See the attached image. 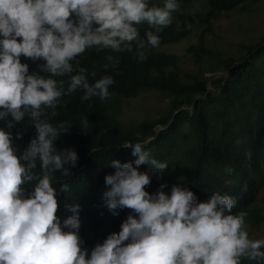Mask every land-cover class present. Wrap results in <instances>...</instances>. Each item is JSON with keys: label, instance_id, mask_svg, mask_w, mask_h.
<instances>
[{"label": "clouds", "instance_id": "clouds-1", "mask_svg": "<svg viewBox=\"0 0 264 264\" xmlns=\"http://www.w3.org/2000/svg\"><path fill=\"white\" fill-rule=\"evenodd\" d=\"M178 9L177 0L162 6L149 0H0V264H264V239L249 238L247 213H233L235 197L214 193L199 201L180 185L170 194L167 185L146 191L149 170L162 173L168 165L152 158L142 142L127 144L138 157L134 162L111 161L116 171L105 177L106 207L114 215L130 210L118 233L89 255L79 236V205H68L72 215L61 221L59 197L68 186L55 188L52 177L70 176L79 157L55 144L69 132L68 122L51 120L62 97L80 90L82 101L107 102L115 83L110 75L90 82L96 72L73 62L88 49L135 50L136 59L146 61L147 49L160 46V33ZM140 25L149 29L143 37ZM22 59L42 63L30 72ZM106 60L105 71L120 62L112 55ZM26 119L35 135L21 151L14 141L23 139L24 130L13 135L5 129ZM82 124L86 128L87 119ZM141 165L150 167L141 172Z\"/></svg>", "mask_w": 264, "mask_h": 264}, {"label": "trees", "instance_id": "trees-1", "mask_svg": "<svg viewBox=\"0 0 264 264\" xmlns=\"http://www.w3.org/2000/svg\"><path fill=\"white\" fill-rule=\"evenodd\" d=\"M188 1L191 0H177V3ZM247 1L207 0L204 12L173 15V24L160 33V46L193 33L195 24L204 25L196 42L186 50L196 66L190 72L181 69L178 56L160 50V46L148 48L144 62L136 59L135 50L112 53L95 49L86 50L73 62L76 68L96 72L95 78L89 76L90 82L104 75L112 76L115 81L107 102L98 97L82 101L80 90L62 97L51 120L53 124L68 122L69 132L61 134L55 144L57 148L74 149L79 157L70 176L57 172L52 177L55 188L68 186L59 197V215L63 221L72 215L67 206L79 205V236L89 255L109 234L118 233L130 214L128 209H117L114 215L106 207L103 196L108 190L105 177L116 171L110 166L111 161L123 164L138 158L132 155L131 148H126L128 143L142 142L152 158L168 165L162 173L154 168L149 170L152 182L145 190L150 194L156 193L161 185H167L164 191L169 194L173 185L187 187L199 201L214 193L227 194L237 200L233 213H247L246 223L259 227L264 222L261 208L253 206L264 185V44L249 47V56L221 59L215 53L211 56L212 49L205 38L213 31L211 18ZM176 21L180 22V30L176 28ZM138 27L141 37L149 30L147 25ZM108 55L120 62L116 68L110 66L105 71L103 65L109 63ZM22 62L29 64L30 72L37 71L38 64L42 63L24 59ZM206 63L216 67L206 69ZM219 70H224L222 76L216 74ZM206 72L212 75L203 77ZM149 90L170 96L168 106L155 118L124 126L116 116L115 107L120 105V100ZM85 119L86 128L82 124ZM4 126L5 122L0 121V127ZM5 130L12 131L13 135L24 130L23 139L14 141L21 151L35 135L27 119L14 129ZM149 167L141 165L139 171ZM229 167L234 170L231 175L225 171ZM242 264L256 262L243 260Z\"/></svg>", "mask_w": 264, "mask_h": 264}, {"label": "rangeland", "instance_id": "rangeland-1", "mask_svg": "<svg viewBox=\"0 0 264 264\" xmlns=\"http://www.w3.org/2000/svg\"><path fill=\"white\" fill-rule=\"evenodd\" d=\"M150 6H162L164 0H149ZM207 9V0H191L179 4V9L173 15L179 13L195 14L204 12ZM213 31L205 35L208 46L212 49L211 56L215 55L221 59L232 56L238 59L241 55L248 53L249 47H260L264 44V0H249L238 7L224 12L217 17L211 18ZM203 24L192 26L193 33L188 34L174 43L163 44L160 50L173 53L178 56V64L185 72L195 70L190 54L186 52L187 47L195 43L197 35L201 31ZM255 48V49H256ZM264 58V56H262ZM206 69H210L212 64H205ZM224 70H219L216 74L223 75ZM212 75L210 72L203 74V77ZM211 89V88H209ZM170 96L156 90L142 91L136 97L120 100V105L115 107L117 118L124 126H130L143 119H151L159 116L168 106ZM213 111L209 112L212 116ZM256 208H261L264 214V185L261 187L256 201L253 204ZM249 238L264 239V222L259 227H252L246 223Z\"/></svg>", "mask_w": 264, "mask_h": 264}, {"label": "water", "instance_id": "water-1", "mask_svg": "<svg viewBox=\"0 0 264 264\" xmlns=\"http://www.w3.org/2000/svg\"><path fill=\"white\" fill-rule=\"evenodd\" d=\"M195 105V104H194ZM194 105L192 106V108H194Z\"/></svg>", "mask_w": 264, "mask_h": 264}, {"label": "bare ground", "instance_id": "bare-ground-1", "mask_svg": "<svg viewBox=\"0 0 264 264\" xmlns=\"http://www.w3.org/2000/svg\"><path fill=\"white\" fill-rule=\"evenodd\" d=\"M184 109V108H183Z\"/></svg>", "mask_w": 264, "mask_h": 264}]
</instances>
